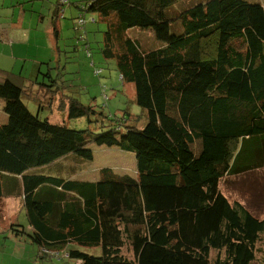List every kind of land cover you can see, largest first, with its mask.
Wrapping results in <instances>:
<instances>
[{
    "label": "trees",
    "instance_id": "1",
    "mask_svg": "<svg viewBox=\"0 0 264 264\" xmlns=\"http://www.w3.org/2000/svg\"><path fill=\"white\" fill-rule=\"evenodd\" d=\"M56 5L57 38L66 5L80 11L82 30L88 12L106 25L101 52L115 61L122 81L133 83L146 122L103 113L91 119L97 111L62 90L60 63L58 75L45 72L38 90L62 92L70 98L69 119L86 116L101 126L53 122L40 115L41 100L36 113L25 103L28 84L1 74L0 197L5 180L14 183L28 219V230L11 229L27 233L43 256L65 251L76 264H264V249L258 257L264 218L219 186L226 176L264 167V6L248 0ZM132 28L140 31L132 35ZM146 34L160 46L143 45ZM94 144L131 152L136 174L110 166L93 180L37 172L73 155L93 160ZM127 244L132 257L123 251Z\"/></svg>",
    "mask_w": 264,
    "mask_h": 264
},
{
    "label": "rangeland",
    "instance_id": "2",
    "mask_svg": "<svg viewBox=\"0 0 264 264\" xmlns=\"http://www.w3.org/2000/svg\"><path fill=\"white\" fill-rule=\"evenodd\" d=\"M56 1L0 0V69L6 71H0V75L9 74L19 83L28 84L31 87L27 90L30 97L24 96L25 103L36 113L40 104L36 99L41 100L43 108L40 115L49 117L53 122L65 123L78 129L88 126L94 130L100 129L101 122L91 123L86 116L72 119L67 117L70 103L68 95L77 98L82 104L91 105L97 111L90 114L93 120L99 116L98 113H103L116 118L123 116L143 126L146 118L144 110L134 100L133 83L122 81L115 61L106 60L101 52L106 25L97 21L95 14L88 12L85 28L82 30L77 19L80 11L73 5H66L63 16L60 12V17H57L60 29L57 38L52 28ZM248 1L259 2L264 6V0ZM137 31L140 30L132 28L130 33L135 35ZM82 33L85 34V39H82ZM141 38L143 45L146 43L149 46V42L151 45L154 42L151 47L160 46L161 42L152 35L146 34ZM86 46H89L91 55L87 53ZM59 63L61 68L65 66L60 85L66 95L58 92L47 96L38 90V83L45 72L50 71L56 77ZM5 119L0 100V121ZM107 122L109 121L106 120V125ZM91 148L94 152L93 160L73 155L74 157L60 160L59 165L51 164L43 169L39 168L37 172L93 180L99 177L101 167L110 166L117 173L136 174V160L131 152L117 146L97 144ZM13 184L5 180L6 194L0 197V264H76L65 251L54 256H43L40 246L27 233L17 235L11 229L12 224H16L14 228L22 229L20 225H23L28 230L23 199L17 194L16 185ZM219 186L230 201H240L258 217L264 218V167L240 175L226 176ZM258 248V257H261L264 235ZM89 250L100 251L99 248ZM123 251L132 257L130 245L127 244Z\"/></svg>",
    "mask_w": 264,
    "mask_h": 264
},
{
    "label": "crops",
    "instance_id": "3",
    "mask_svg": "<svg viewBox=\"0 0 264 264\" xmlns=\"http://www.w3.org/2000/svg\"><path fill=\"white\" fill-rule=\"evenodd\" d=\"M4 7V6H3Z\"/></svg>",
    "mask_w": 264,
    "mask_h": 264
}]
</instances>
